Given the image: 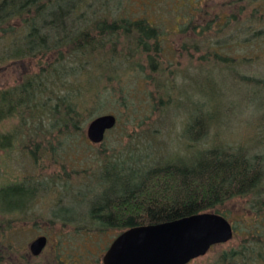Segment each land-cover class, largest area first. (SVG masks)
<instances>
[{
  "label": "trees",
  "instance_id": "trees-1",
  "mask_svg": "<svg viewBox=\"0 0 264 264\" xmlns=\"http://www.w3.org/2000/svg\"><path fill=\"white\" fill-rule=\"evenodd\" d=\"M182 1L185 12L192 6L191 17L196 12L203 22L191 18L186 25L202 37L191 45L205 50L209 75L235 77L246 64L264 62V0H209V10L201 7L203 0ZM128 4L0 0V61L51 55L37 71L0 88V124L13 123L0 131V150H18L34 160L56 154L84 132L87 121L104 113L114 96L125 99L134 93L136 78L155 82L158 93L172 83L174 71L161 60L169 29L146 16L136 17ZM14 21H19L18 29L11 27ZM252 80L264 90V74ZM197 124L192 120L187 130ZM257 138L251 135L236 144L210 138L209 148L188 163L166 161L133 171L127 179L120 176L90 202L87 218L96 228L121 231L206 211L227 218L219 208L227 200L245 198L250 217L233 226L242 238L207 264H264V149L255 150ZM28 183V178L0 182V264L10 254L8 235L16 228V220L6 216L23 210L40 190Z\"/></svg>",
  "mask_w": 264,
  "mask_h": 264
},
{
  "label": "rangeland",
  "instance_id": "rangeland-1",
  "mask_svg": "<svg viewBox=\"0 0 264 264\" xmlns=\"http://www.w3.org/2000/svg\"><path fill=\"white\" fill-rule=\"evenodd\" d=\"M127 1L130 13L146 16L169 29L161 60L168 71H174L173 81L158 93L155 82L142 83L136 78L132 83L134 93H128L125 99L114 96L101 114L115 115L116 125L105 133L101 143L94 144L87 138V121L84 132L76 134L56 154L48 152L34 160L18 150L9 154L0 150L1 183L28 178L37 186L35 189H40L23 210L6 216L9 221L16 220V228L7 234L12 248L1 264H102L105 249L121 230L96 228L86 213L90 202L120 176L127 179L133 171L166 161L184 159L188 163L199 156L200 150L209 148L210 138L236 144L258 134L255 150L264 149V90L251 83L252 77L264 74V62L246 64L241 75L235 77L209 75L205 50L191 45L193 39L198 42L202 37L186 25L191 18L203 23L196 12L191 17L192 6L185 12L182 0ZM201 7L209 10V0H203ZM19 26V21L11 22V27ZM50 59L51 55H46L0 61V88L15 85ZM196 119L198 127L188 131L187 126ZM209 122L213 126L210 129ZM12 125L2 122L0 131ZM219 211L232 226L250 217L245 198L227 200ZM41 235L47 241L41 253L34 256L29 245ZM241 238V234H233L231 240L212 246L188 264H207Z\"/></svg>",
  "mask_w": 264,
  "mask_h": 264
},
{
  "label": "water",
  "instance_id": "water-1",
  "mask_svg": "<svg viewBox=\"0 0 264 264\" xmlns=\"http://www.w3.org/2000/svg\"><path fill=\"white\" fill-rule=\"evenodd\" d=\"M113 114H100L86 126V136L101 143L105 133L116 125ZM234 229L229 220L215 212H199L174 220L138 225L121 231L102 256V264H188L205 255L217 244L232 239ZM45 236L30 245L32 255L41 253Z\"/></svg>",
  "mask_w": 264,
  "mask_h": 264
},
{
  "label": "flooded vegetation",
  "instance_id": "flooded-vegetation-1",
  "mask_svg": "<svg viewBox=\"0 0 264 264\" xmlns=\"http://www.w3.org/2000/svg\"><path fill=\"white\" fill-rule=\"evenodd\" d=\"M88 219H89V218H88ZM119 233H120V232H119ZM119 233H118V234H119ZM118 234H117V235H118ZM41 236H42V235H41ZM45 237H46V236H45ZM46 241H47V237H46ZM110 243H111V242H110ZM108 246H109V245H108ZM108 246H107V248H108ZM107 248L105 249V251L107 250ZM105 251H104V252H105ZM103 254H104V253H103ZM102 256H103V255H102ZM101 259H102V257H101ZM101 262H102V260H101Z\"/></svg>",
  "mask_w": 264,
  "mask_h": 264
}]
</instances>
